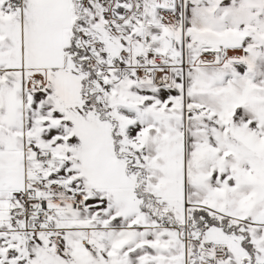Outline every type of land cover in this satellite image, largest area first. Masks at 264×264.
Returning a JSON list of instances; mask_svg holds the SVG:
<instances>
[{
  "label": "snow or ice",
  "instance_id": "1",
  "mask_svg": "<svg viewBox=\"0 0 264 264\" xmlns=\"http://www.w3.org/2000/svg\"><path fill=\"white\" fill-rule=\"evenodd\" d=\"M0 264H264V0H0Z\"/></svg>",
  "mask_w": 264,
  "mask_h": 264
}]
</instances>
